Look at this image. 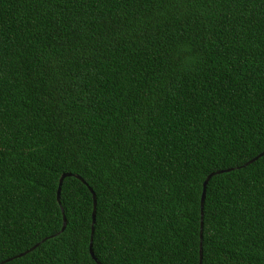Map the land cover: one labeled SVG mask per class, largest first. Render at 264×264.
I'll return each mask as SVG.
<instances>
[{
	"label": "trees",
	"instance_id": "trees-1",
	"mask_svg": "<svg viewBox=\"0 0 264 264\" xmlns=\"http://www.w3.org/2000/svg\"><path fill=\"white\" fill-rule=\"evenodd\" d=\"M262 152L264 0H0V264H264Z\"/></svg>",
	"mask_w": 264,
	"mask_h": 264
},
{
	"label": "water",
	"instance_id": "water-1",
	"mask_svg": "<svg viewBox=\"0 0 264 264\" xmlns=\"http://www.w3.org/2000/svg\"><path fill=\"white\" fill-rule=\"evenodd\" d=\"M264 156V152H262L261 154H259L257 157H255L254 159L250 160L249 162H247L246 164L238 167V169H241V168H246L248 167L249 165L253 164L254 162H256L257 160H259L260 158H262ZM234 169H226V170H221V171H217V172H214L212 174H210L206 180L204 181L203 183V191H202V198H201V215H202V222H201V238H202V233H203V206H204V202H205V198H206V191H207V187H208V184H209V181L217 176V175H221V174H224V173H227V172H231L233 171ZM72 176V174H69V173H65L62 175V177L60 178V181H59V189H58V196H57V199H58V202L60 203V192H61V187H62V184H63V181L65 178L67 177H70ZM77 179H80L81 178L79 176H75ZM93 193V192H92ZM93 199H94V210H93V215H92V236L94 234V225H95V222H96V204H97V200H96V196L95 194L93 193ZM64 220H65V217H64ZM66 227V224H64L63 226V229H62V232L64 231ZM52 238V237H50ZM50 238H46L44 239L42 242L36 244L35 246H33L32 248H30L29 250L25 251L24 253L18 255V256H15L13 258H10L6 261H4L2 264H5L7 262H11L17 258H21V257H24L25 255L33 252L34 250H36L42 243L46 242L47 240H49ZM90 254H91V257L93 258V260L97 263V264H101L100 262H98L95 254H94V251L92 249V244L90 245ZM202 258H203V251H202V243H201V249H200V264H202Z\"/></svg>",
	"mask_w": 264,
	"mask_h": 264
}]
</instances>
